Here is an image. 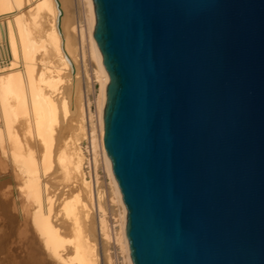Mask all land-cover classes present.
Masks as SVG:
<instances>
[{"label":"water","instance_id":"95a60500","mask_svg":"<svg viewBox=\"0 0 264 264\" xmlns=\"http://www.w3.org/2000/svg\"><path fill=\"white\" fill-rule=\"evenodd\" d=\"M93 1L133 264H264V0Z\"/></svg>","mask_w":264,"mask_h":264},{"label":"bare ground","instance_id":"6f19581e","mask_svg":"<svg viewBox=\"0 0 264 264\" xmlns=\"http://www.w3.org/2000/svg\"><path fill=\"white\" fill-rule=\"evenodd\" d=\"M71 3L0 0V264H133L102 143L110 76L94 1L81 21Z\"/></svg>","mask_w":264,"mask_h":264},{"label":"rangeland","instance_id":"374dc122","mask_svg":"<svg viewBox=\"0 0 264 264\" xmlns=\"http://www.w3.org/2000/svg\"><path fill=\"white\" fill-rule=\"evenodd\" d=\"M71 7H72V13L74 15V18L76 21H81L83 20V15H84V7H83V3H82V0H72V3H71ZM81 71V85H82V88H84L83 90H85V95H86V100H88V97H87V77L85 76V74L83 73L82 70ZM90 85H91V98H92V102H94V82H93V79H92V71L90 69ZM103 170V169H102ZM101 170V171H102ZM104 172V171H102ZM103 173L100 174V177L104 178L103 177ZM111 211H112V207L110 205H108V215L111 214ZM112 252H113V255H114V261H116V263H119V258H118V255L116 254V249L115 248H111ZM19 256V255H18ZM18 256H15V258L13 259H10L6 264H24V258H18ZM2 262V261H1ZM1 264H4V263H1Z\"/></svg>","mask_w":264,"mask_h":264}]
</instances>
